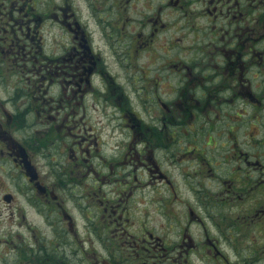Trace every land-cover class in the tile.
<instances>
[{"label":"flooded vegetation","instance_id":"obj_1","mask_svg":"<svg viewBox=\"0 0 264 264\" xmlns=\"http://www.w3.org/2000/svg\"><path fill=\"white\" fill-rule=\"evenodd\" d=\"M263 113L264 0H0V264H69L86 176L93 264H264ZM148 188L193 197L172 251L128 228Z\"/></svg>","mask_w":264,"mask_h":264},{"label":"rangeland","instance_id":"obj_2","mask_svg":"<svg viewBox=\"0 0 264 264\" xmlns=\"http://www.w3.org/2000/svg\"><path fill=\"white\" fill-rule=\"evenodd\" d=\"M154 69L153 66H150L148 69L151 71V75ZM22 85L24 86L25 83L22 82ZM135 109H138V111L140 110L138 107H135ZM99 118V115L95 117V133H97L99 127L108 122L107 119L109 116L107 114L105 118L103 117L102 120L98 122ZM262 118H264V113ZM113 121H109V124ZM114 125H116V131L114 133H109L108 131L102 132V141H108L109 144H112V141L119 140L122 144H126L129 135L126 137L125 132L128 133V131L123 127V121L120 120L118 116L117 120L114 121ZM261 129L263 128L261 127ZM0 180L5 181L1 172ZM82 182L83 184L81 186H83V188L70 186V188L74 190V197L79 201L80 205L77 206L78 201L73 199L71 195L68 209L72 215L74 226H76L80 232L79 235L77 234L76 238L73 237L72 231L70 232L69 264H93V251L95 249H97L96 251L100 256L106 258L108 251L111 253L112 249L117 245V242L114 241L111 234L105 239V243L92 242L86 236L84 226L91 223L89 226L96 228L98 231H103L104 233L103 225L105 222L103 218H100L101 214L98 213V209H100L101 206L99 205L100 202L97 200V197L93 199L89 197V195L85 196L86 193H92L94 191V187L96 186L93 184V180L91 177L86 176V178L82 179ZM133 192V195L129 196L127 200L126 194H124L122 196L123 200L121 201L122 205L126 206V210L129 212L128 228L131 230V233L136 234V238L139 237L141 235L140 228L144 226L148 231L153 232V234L161 238L165 248H168L169 251L174 250V243L178 241L179 233H182V227H185L189 223V215L186 210L188 205L194 206L193 197L186 193L183 194V197H174L163 190L156 192L155 190H151V188L145 189L144 191L134 190ZM103 194H105V197L115 200L113 199L114 194L110 191V186L102 189V193H99L98 198H103ZM82 195L85 197H82ZM95 214L100 215L96 220H93ZM89 217H91V220H89ZM99 219L102 220L101 226L99 224ZM191 225L192 230L195 231V223H191ZM106 227L110 228V226ZM189 232L191 233V231ZM150 244H156L158 247L155 240H152ZM82 247L86 249L85 251H87V253L84 254Z\"/></svg>","mask_w":264,"mask_h":264}]
</instances>
